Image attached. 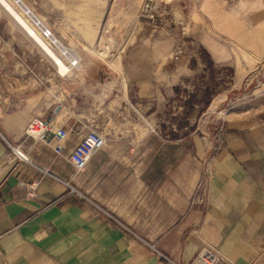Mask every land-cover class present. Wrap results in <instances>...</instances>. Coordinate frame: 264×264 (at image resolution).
I'll use <instances>...</instances> for the list:
<instances>
[{
    "label": "crops",
    "instance_id": "0c3cea01",
    "mask_svg": "<svg viewBox=\"0 0 264 264\" xmlns=\"http://www.w3.org/2000/svg\"><path fill=\"white\" fill-rule=\"evenodd\" d=\"M206 11L232 31L233 10ZM241 32L264 42V31ZM22 48L25 56L12 52ZM105 60L73 77L78 58L61 77L34 44L0 41V264H189L202 246L217 264H264V109L166 139L153 118L160 73L120 71L109 88ZM113 92L119 100L106 103ZM56 103L52 124L72 131L59 155L23 131ZM134 114L142 121L115 122ZM93 128L106 134L103 145L76 171L67 155Z\"/></svg>",
    "mask_w": 264,
    "mask_h": 264
},
{
    "label": "rangeland",
    "instance_id": "374dc122",
    "mask_svg": "<svg viewBox=\"0 0 264 264\" xmlns=\"http://www.w3.org/2000/svg\"><path fill=\"white\" fill-rule=\"evenodd\" d=\"M8 1L28 25L33 26L36 19L49 27L58 42L80 58L81 68L73 77L86 73L90 64L108 59L111 64L103 76L110 77L111 88V79L116 80L120 71L132 78L155 68L160 77L153 118L156 133L166 139L214 126L235 113L264 109V42L249 43L244 41L249 36H240L241 31L252 30L253 35L256 29L264 31L263 0H209V9L203 6L204 0H169L155 24L138 15L143 0H20L35 18L23 13L18 0ZM216 8L235 12L230 33L223 30L226 21L221 19L214 26L213 18L207 17L206 10L214 14L211 10ZM208 40L213 42L211 49ZM0 41L35 45L1 8ZM22 49L12 52L25 56ZM114 94L105 102H117ZM118 116V124L131 118L142 121L136 114Z\"/></svg>",
    "mask_w": 264,
    "mask_h": 264
},
{
    "label": "built area",
    "instance_id": "2783aa9c",
    "mask_svg": "<svg viewBox=\"0 0 264 264\" xmlns=\"http://www.w3.org/2000/svg\"><path fill=\"white\" fill-rule=\"evenodd\" d=\"M168 2L169 0H143L138 15L149 23L155 24L161 20L160 16ZM28 26L38 37L40 43L34 40L36 46L51 61L58 75L61 77L69 76L78 68V58L68 48L58 42L49 27L37 20L33 21V26ZM23 30L27 36H30L25 29ZM48 53H51L52 56ZM60 65L62 67L61 72L59 71ZM60 108V104L56 103L52 107L49 116L42 118L30 117L23 127L26 136L46 144H51L52 151L57 155L61 152L62 142L66 139L69 132H72L64 129L62 125L52 124L51 118L60 111ZM103 141L104 135L102 132L94 130L87 131L67 155V160L73 169L76 171L82 169L92 153L102 147ZM12 152L18 160H25V155L18 149L14 148ZM207 175L204 171L203 177H207ZM200 186L201 183L197 185V188H200ZM31 190L32 188H29L28 195H31ZM195 201L202 202L203 198L198 194L195 197ZM220 261L222 260L215 250L207 246H202L189 264H217Z\"/></svg>",
    "mask_w": 264,
    "mask_h": 264
},
{
    "label": "bare ground",
    "instance_id": "6f19581e",
    "mask_svg": "<svg viewBox=\"0 0 264 264\" xmlns=\"http://www.w3.org/2000/svg\"><path fill=\"white\" fill-rule=\"evenodd\" d=\"M0 5L14 18V20L20 25L22 29H25L30 34L29 37L33 42L35 40L37 43H40L36 33L30 29L26 21L20 16V14L14 9L8 0H0ZM34 21H36V19ZM48 54L52 56L51 53ZM59 71H62L61 65L59 66Z\"/></svg>",
    "mask_w": 264,
    "mask_h": 264
}]
</instances>
